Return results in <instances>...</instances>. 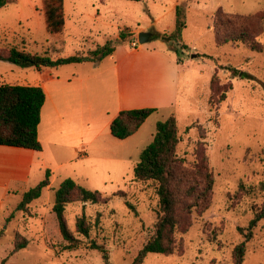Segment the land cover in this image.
<instances>
[{
    "label": "rangeland",
    "instance_id": "374dc122",
    "mask_svg": "<svg viewBox=\"0 0 264 264\" xmlns=\"http://www.w3.org/2000/svg\"><path fill=\"white\" fill-rule=\"evenodd\" d=\"M51 1L16 0L0 9V47L16 46L56 59L88 55L109 41L116 49L124 46L130 51L156 45L181 64L178 103L172 109L157 108L142 132L123 146L101 147L91 151L90 158L76 153L74 161L65 163L53 148L46 147L50 170L57 168L54 188L71 178L109 198L107 204L66 205L68 226L82 241L77 250H63L67 243L52 210L53 190H46L20 210L24 191L40 182L0 188V264H133L155 233L159 212L156 189L137 181L134 169L154 138L157 122L171 115L177 119L181 136L178 157L186 165L194 164L202 153L207 157L215 179L212 202L208 210L190 218L191 229L180 237V255L149 253L143 264H233V250L246 241L249 223L264 202V192L253 190L264 182V33L257 39L262 52L241 43L218 46L213 21L219 8L241 15L263 12L264 0H184L186 27L179 40L172 36L176 30L172 0H103L106 4L102 0H63L65 25L57 34H50L47 28L45 11ZM142 32L152 35L150 42L140 43ZM166 34L170 42L162 38ZM134 41L137 48L132 46ZM115 61L113 55L99 62L46 68V73L63 78L80 76L85 90L63 99L77 103L93 100L95 120L103 128L107 113L118 108ZM214 76L217 83L212 87ZM41 80L42 72L34 67L0 61V84L37 85ZM223 91L225 100L220 99ZM59 108L65 110L61 99L58 105L50 98L42 124L43 139L47 135L46 112ZM76 120L86 125L85 117L77 114ZM73 139V147H77ZM48 170L37 171L41 181ZM241 185L248 194L242 192ZM83 216L91 228L89 238L76 232L77 220ZM17 234L27 237L29 245L13 253ZM243 264H264V219L253 229Z\"/></svg>",
    "mask_w": 264,
    "mask_h": 264
},
{
    "label": "trees",
    "instance_id": "16d2710c",
    "mask_svg": "<svg viewBox=\"0 0 264 264\" xmlns=\"http://www.w3.org/2000/svg\"><path fill=\"white\" fill-rule=\"evenodd\" d=\"M126 1L140 2L142 0ZM14 2L16 0H0V9ZM185 5L181 3L176 7V30L172 36L177 40L181 38L186 27ZM45 13L48 32L50 34L61 32L65 24L63 0H52L46 5ZM213 30L218 46L241 43L252 51L262 52L263 47L257 39L264 33V11L241 15L227 13L219 8L214 15ZM121 38H125V32L121 34ZM162 38L167 42L172 40L167 34ZM115 52L116 47L112 41L98 46L88 55L78 54L56 59L48 54L30 53L12 46L0 47V61L43 71L46 68H59L76 63L99 62L113 56ZM216 83L217 78L214 76L211 86L214 87ZM225 98L226 92L223 91L220 99L225 100ZM45 102L46 94L41 86L0 84V146L42 151L39 125ZM157 112L158 109L152 107L123 110L112 121L111 134L119 140H126L135 135L148 118ZM180 142L181 136L175 115H171L164 121H158L152 142L142 151L141 159L135 166L136 180L156 189L159 196V212L155 233L148 239L133 264H143L149 253L165 256L180 255L182 253L181 238L192 227L190 218L195 213L202 214L211 205L215 179L209 168L207 157L205 153H202L194 164L186 165L185 161L177 155ZM50 177L51 171L48 170L43 181L23 194L20 210L27 209L31 202L41 197L43 190L51 184ZM240 189L245 194L249 193L244 185H241ZM253 190L264 192V182L259 188ZM53 191L55 203L52 210L57 217L60 233L67 243L63 250H77L82 241L68 226L65 216L66 205L76 202L107 204L109 198L98 190L85 188L71 178L63 180ZM128 206L132 208L129 203ZM263 219L264 202L249 223L246 241L234 248L233 264L244 263L247 242L253 237V229ZM90 231L86 217H80L76 223V232L89 238ZM28 245V238L17 234L13 253ZM95 247L94 245L92 248Z\"/></svg>",
    "mask_w": 264,
    "mask_h": 264
},
{
    "label": "crops",
    "instance_id": "0c3cea01",
    "mask_svg": "<svg viewBox=\"0 0 264 264\" xmlns=\"http://www.w3.org/2000/svg\"><path fill=\"white\" fill-rule=\"evenodd\" d=\"M124 1L126 2V0ZM153 1L166 2L171 0ZM172 1L173 4L170 8L176 12V7L184 0ZM101 2L106 4V1L102 0ZM108 4L114 6L113 3ZM114 56L116 58L118 108L112 113H107V123L103 128L95 120L96 109L93 100L89 98L86 102L77 103L69 99L65 102L63 99L65 95H73V93L85 90V81L80 76L63 78L53 72L46 73L47 69H44L40 71L42 72V80L39 84L25 85L41 86L46 94V102L42 108L41 123L39 125V140L42 143L43 150L35 151L25 148L0 146V188L10 190L14 183L27 187L34 181H36L35 185L41 182L43 178L38 177L37 171L42 172L43 168L50 170L45 157L46 147L49 149L53 148L58 153V156L66 160L65 163L74 161L76 153H81L82 157L90 158L92 157L91 151H100L101 147L108 148L109 145L116 147L123 146V142L135 138L137 134L142 132L147 121L153 116L148 118L135 135L126 140H119L111 134L110 126L119 112L123 110L146 107L158 108L160 110L165 108L172 109L177 106L179 95L178 71L181 64L174 56L168 52H164L156 45L141 47L131 51L124 46L119 47L116 49ZM50 98L57 100L58 105H60L61 99V105L65 106V110L62 111L59 108L52 110L50 113L46 112L47 135L43 139L42 124ZM97 112V116L99 117V109ZM77 114L81 118L85 117V126L76 123ZM72 116H75V119ZM57 126L60 127L59 132L56 130ZM108 129L109 131H107ZM73 138L78 143L77 147H73ZM63 164H60L58 167H62ZM56 170L57 168H51V184L43 190V193L46 190L55 189L53 184ZM30 189L28 188V190ZM28 190H25L24 193Z\"/></svg>",
    "mask_w": 264,
    "mask_h": 264
},
{
    "label": "water",
    "instance_id": "95a60500",
    "mask_svg": "<svg viewBox=\"0 0 264 264\" xmlns=\"http://www.w3.org/2000/svg\"><path fill=\"white\" fill-rule=\"evenodd\" d=\"M151 39H152V35L150 33L142 32L139 35V41L141 44H146V43L150 42Z\"/></svg>",
    "mask_w": 264,
    "mask_h": 264
},
{
    "label": "built area",
    "instance_id": "2783aa9c",
    "mask_svg": "<svg viewBox=\"0 0 264 264\" xmlns=\"http://www.w3.org/2000/svg\"><path fill=\"white\" fill-rule=\"evenodd\" d=\"M132 46L135 47V48H137V47H138V42H137V41H134V42L132 43Z\"/></svg>",
    "mask_w": 264,
    "mask_h": 264
}]
</instances>
